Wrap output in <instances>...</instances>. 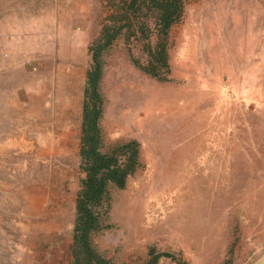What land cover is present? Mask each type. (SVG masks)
Wrapping results in <instances>:
<instances>
[{"label":"rangeland","instance_id":"1","mask_svg":"<svg viewBox=\"0 0 264 264\" xmlns=\"http://www.w3.org/2000/svg\"><path fill=\"white\" fill-rule=\"evenodd\" d=\"M97 1L87 21H63L55 69L56 44L32 20L13 79L0 77V264H65ZM127 48L103 53L100 126L103 148L136 140L141 166L110 191L94 247L112 264H143L150 249L168 254L155 264H264V0H184L167 80Z\"/></svg>","mask_w":264,"mask_h":264},{"label":"trees","instance_id":"2","mask_svg":"<svg viewBox=\"0 0 264 264\" xmlns=\"http://www.w3.org/2000/svg\"><path fill=\"white\" fill-rule=\"evenodd\" d=\"M102 16L98 33L89 41L88 67L82 89L78 170L82 174L74 199V219L69 245L70 264H112L93 245L103 229L112 189L124 187L126 179L141 166L139 145L134 139L103 148L100 126L103 98L100 79L103 53L119 39L136 47L142 60L132 64L156 80H167L169 32L179 22L184 0H100ZM143 264H155L167 253L147 252Z\"/></svg>","mask_w":264,"mask_h":264},{"label":"crops","instance_id":"3","mask_svg":"<svg viewBox=\"0 0 264 264\" xmlns=\"http://www.w3.org/2000/svg\"><path fill=\"white\" fill-rule=\"evenodd\" d=\"M91 5L96 10H99L97 0H52L50 2L48 0H0V77L4 75L12 78L13 70L11 68L13 61L11 52L14 51L12 46L15 47V44L19 45L20 42H24L23 38L28 36L24 33L27 31L24 27L27 26L32 29L30 26V21L32 20H40L42 22L41 29H38V35L40 33L43 37L51 38L52 46L56 44V49L52 48V55H50L47 62V66L51 70L55 69V65L60 62L55 57L57 46L63 42V37H67L70 34V31L67 32L68 29L62 27L63 21L66 23L74 19L87 21L84 14ZM71 41L69 39L66 43H70L72 47L74 41L72 39ZM82 47L84 49L86 45ZM1 80L6 84L5 89H8L7 86L10 80L6 78ZM50 80L52 78L49 79V82ZM67 250L65 264H70L69 248Z\"/></svg>","mask_w":264,"mask_h":264}]
</instances>
